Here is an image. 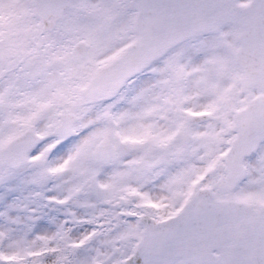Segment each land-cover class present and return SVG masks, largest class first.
Wrapping results in <instances>:
<instances>
[{
    "label": "snow or ice",
    "instance_id": "1",
    "mask_svg": "<svg viewBox=\"0 0 264 264\" xmlns=\"http://www.w3.org/2000/svg\"><path fill=\"white\" fill-rule=\"evenodd\" d=\"M0 264H264V0H0Z\"/></svg>",
    "mask_w": 264,
    "mask_h": 264
}]
</instances>
